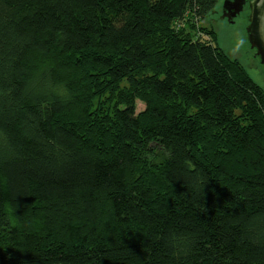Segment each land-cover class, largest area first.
<instances>
[{
	"label": "trees",
	"instance_id": "trees-1",
	"mask_svg": "<svg viewBox=\"0 0 264 264\" xmlns=\"http://www.w3.org/2000/svg\"><path fill=\"white\" fill-rule=\"evenodd\" d=\"M216 3L0 0V264H264V91Z\"/></svg>",
	"mask_w": 264,
	"mask_h": 264
},
{
	"label": "rangeland",
	"instance_id": "rangeland-1",
	"mask_svg": "<svg viewBox=\"0 0 264 264\" xmlns=\"http://www.w3.org/2000/svg\"><path fill=\"white\" fill-rule=\"evenodd\" d=\"M223 0H217L214 9L209 12L199 24V27H209L216 34L217 44L242 65L246 73L264 91V67L259 62L255 49L251 48L247 38L248 6H244L241 14L227 17V10L222 8ZM224 10V11H222ZM200 29V28H198ZM194 33V34H193ZM191 33L195 36L202 34L200 31ZM144 107L141 101L135 102V111L139 112Z\"/></svg>",
	"mask_w": 264,
	"mask_h": 264
},
{
	"label": "water",
	"instance_id": "water-1",
	"mask_svg": "<svg viewBox=\"0 0 264 264\" xmlns=\"http://www.w3.org/2000/svg\"><path fill=\"white\" fill-rule=\"evenodd\" d=\"M246 0H223L222 8L228 10L225 15L231 17L241 14ZM228 4H231L230 6ZM248 25L246 27L250 49L256 51L259 62L264 67V0H248ZM224 11V10H222Z\"/></svg>",
	"mask_w": 264,
	"mask_h": 264
},
{
	"label": "flooded vegetation",
	"instance_id": "flooded-vegetation-1",
	"mask_svg": "<svg viewBox=\"0 0 264 264\" xmlns=\"http://www.w3.org/2000/svg\"><path fill=\"white\" fill-rule=\"evenodd\" d=\"M247 1H248V0H246V2H245V4L243 5V7H244V6H247ZM228 5L230 6L231 4H228ZM227 12H228V10H227ZM225 13H226V12H225Z\"/></svg>",
	"mask_w": 264,
	"mask_h": 264
}]
</instances>
